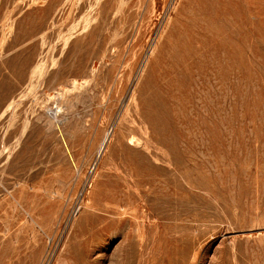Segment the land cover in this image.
Returning <instances> with one entry per match:
<instances>
[{
	"label": "rangeland",
	"instance_id": "rangeland-1",
	"mask_svg": "<svg viewBox=\"0 0 264 264\" xmlns=\"http://www.w3.org/2000/svg\"><path fill=\"white\" fill-rule=\"evenodd\" d=\"M0 264H264V0H0Z\"/></svg>",
	"mask_w": 264,
	"mask_h": 264
},
{
	"label": "bare ground",
	"instance_id": "bare-ground-1",
	"mask_svg": "<svg viewBox=\"0 0 264 264\" xmlns=\"http://www.w3.org/2000/svg\"><path fill=\"white\" fill-rule=\"evenodd\" d=\"M208 29V28H207ZM61 109V108H60ZM55 114V113H54ZM105 141V140H104ZM102 145V144H101Z\"/></svg>",
	"mask_w": 264,
	"mask_h": 264
}]
</instances>
